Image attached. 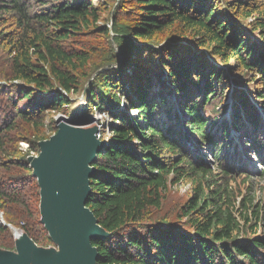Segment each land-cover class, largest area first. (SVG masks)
<instances>
[{"label": "trees", "instance_id": "16d2710c", "mask_svg": "<svg viewBox=\"0 0 264 264\" xmlns=\"http://www.w3.org/2000/svg\"><path fill=\"white\" fill-rule=\"evenodd\" d=\"M93 109L109 117L87 201L109 236L96 264H264L230 136L262 159L264 0H0V251L8 226L54 247L27 157L54 115Z\"/></svg>", "mask_w": 264, "mask_h": 264}, {"label": "water", "instance_id": "95a60500", "mask_svg": "<svg viewBox=\"0 0 264 264\" xmlns=\"http://www.w3.org/2000/svg\"><path fill=\"white\" fill-rule=\"evenodd\" d=\"M89 121L77 115L58 120L56 132L38 144L36 157L28 158L40 189V221L55 250L38 248L25 233L19 239L15 234L14 251H0V264H96L98 252L92 242L109 236L87 201L92 164L105 142L97 139L98 126Z\"/></svg>", "mask_w": 264, "mask_h": 264}, {"label": "rangeland", "instance_id": "374dc122", "mask_svg": "<svg viewBox=\"0 0 264 264\" xmlns=\"http://www.w3.org/2000/svg\"><path fill=\"white\" fill-rule=\"evenodd\" d=\"M100 4V1L97 2L95 5ZM122 60V59H121ZM81 97L78 100V103L73 107V112H77V111H83L85 108L82 107L84 104L81 103ZM226 111L223 113V115H225ZM78 114L80 115V112H78ZM68 116V115H67ZM65 115L59 114V115H54L53 118L54 120H60V118L64 117L66 118L65 120L68 121L67 119H69V117H67ZM132 116V115H131ZM100 117V118H99ZM86 120H94V124H97V126H100V140H105L109 134L107 132L106 129V123L108 122V117L103 116L102 114H98V113H94L93 115H89L86 117ZM55 133V131L52 130H47L45 132V135L43 136V141L48 140L53 134ZM231 135L235 136V134L231 131ZM236 138V136H235ZM235 141L237 142V140L235 139ZM42 142V141H41ZM40 143V142H39ZM20 147L22 150L25 151V149L28 147L27 144H25L24 142H22L20 144ZM201 152L204 153L205 150L204 148L201 149ZM236 152H238V154L240 155L241 159L244 161L245 163V168L247 171L252 172L253 173V177L250 178V182L248 184V182L245 183V180L243 184L247 185L246 190L244 191V197H246V195L248 194L247 189L250 187V185L252 184V190L250 191V193L248 194V197L250 198V200L253 201L254 204H257L258 206L263 204V209H264V180L262 178H260V172L264 171V155L262 157V159H258L256 157H252L248 154L242 155V153L240 152L239 149H236ZM38 154V152L36 154H29V157H36ZM27 157V158H29ZM213 159L208 158L207 159V163L210 165H213L214 162L212 163ZM242 183V182H241ZM187 189V188H186ZM182 192H184V189L182 190ZM237 206L241 208L242 205V197L238 196L237 197ZM261 216H263V224L260 225H264V211L261 214ZM264 230V226L260 229V231ZM55 247H50V248H43L45 250H55Z\"/></svg>", "mask_w": 264, "mask_h": 264}, {"label": "bare ground", "instance_id": "6f19581e", "mask_svg": "<svg viewBox=\"0 0 264 264\" xmlns=\"http://www.w3.org/2000/svg\"><path fill=\"white\" fill-rule=\"evenodd\" d=\"M77 116H82V114L80 113V115L79 114H77ZM81 120H84V116L81 118ZM93 121V123L95 122L94 120H92ZM88 122H90L89 120H88ZM96 125V124H95ZM22 234H21V232H19V235L17 236V238L19 239V237L21 236ZM21 239V238H20Z\"/></svg>", "mask_w": 264, "mask_h": 264}, {"label": "built area", "instance_id": "2783aa9c", "mask_svg": "<svg viewBox=\"0 0 264 264\" xmlns=\"http://www.w3.org/2000/svg\"><path fill=\"white\" fill-rule=\"evenodd\" d=\"M104 116V114H102ZM100 118V117H99Z\"/></svg>", "mask_w": 264, "mask_h": 264}]
</instances>
